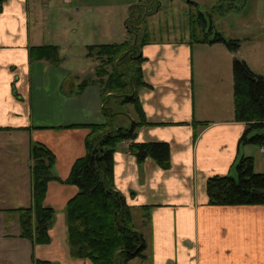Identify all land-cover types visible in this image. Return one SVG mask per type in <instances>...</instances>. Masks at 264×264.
Instances as JSON below:
<instances>
[{"label":"crops","instance_id":"0c3cea01","mask_svg":"<svg viewBox=\"0 0 264 264\" xmlns=\"http://www.w3.org/2000/svg\"><path fill=\"white\" fill-rule=\"evenodd\" d=\"M203 1L196 0L205 19L198 37L148 39L141 49L147 86L138 89V97L147 124L136 130L134 141L168 142L170 167L163 169L152 158L138 163L129 149L131 140L114 152L115 187L125 196L134 226L139 225L136 229L147 243L148 259H138V264H264V205H211L206 191L213 175L236 177V164L244 156H252L254 170L258 166L264 173V158L260 162L251 149L259 145L240 143L246 123L234 119L232 72L237 56L264 76V52L251 60L241 47L234 53L222 42L198 41L214 36ZM232 1L211 9L224 11L225 3ZM150 2L146 10L153 11ZM70 3L74 5L68 7ZM98 3L103 0H5L0 11V264H90L72 259L67 241L65 208L78 192L76 185L58 180L47 185L45 204L55 210L47 244L20 237L16 210L32 204L33 143L52 151L53 174L66 180L74 162L86 153L90 130L77 125L112 119L123 126L103 112L97 84L78 91L84 79L93 77L95 64L73 69L64 60L74 47L88 57L87 46L106 43L104 36H127L125 22L114 26L93 12L86 15V7ZM45 6L55 7L70 27L44 26L39 15ZM257 30L249 28L242 44L260 51L264 32ZM50 44L60 48L59 64L31 60L32 46ZM135 120L137 114L131 122Z\"/></svg>","mask_w":264,"mask_h":264},{"label":"trees","instance_id":"16d2710c","mask_svg":"<svg viewBox=\"0 0 264 264\" xmlns=\"http://www.w3.org/2000/svg\"><path fill=\"white\" fill-rule=\"evenodd\" d=\"M5 0H0V11ZM139 6V5H138ZM137 22L125 21L128 37L120 43L87 46V56L99 63L94 76L84 79L78 91L90 83L101 89L103 112L110 118L117 114L107 105L110 98L121 97V105H133L138 120L129 127L117 126L111 120L103 124L77 125L89 128L85 139L86 153L78 158L66 180L53 174L55 156L42 143L31 147L32 204L20 207V237L35 244L50 241L49 229L54 222L55 210L45 204L47 185L58 180L74 184L78 192L67 202L65 208L67 241L72 259H87L90 264H131L134 259H148L147 243L143 234L133 223V213L125 196L114 184V152L117 146L131 140L130 151L138 163L152 158L161 168L171 165L170 145L163 141L136 142V130L147 124L142 110L138 89L147 86L143 79L142 63L145 60L141 49L148 42L147 33L142 36V14L134 11ZM152 12V11H150ZM200 20L191 22L192 37L200 35L205 25L202 13ZM134 18V19H135ZM201 28L199 29V26ZM145 32V31H144ZM213 39L201 38V42H222L236 53L241 40L228 38L211 25ZM31 60H45L59 64L60 48L57 45H38L30 48ZM234 119L246 123L240 143L264 144V76L253 71L248 63L237 56L233 58ZM73 126V125H72ZM197 136V132L194 134ZM238 177L213 175L206 181V191L211 205H264V173L254 170V158L244 156L236 164ZM35 264H53L37 260Z\"/></svg>","mask_w":264,"mask_h":264},{"label":"rangeland","instance_id":"374dc122","mask_svg":"<svg viewBox=\"0 0 264 264\" xmlns=\"http://www.w3.org/2000/svg\"><path fill=\"white\" fill-rule=\"evenodd\" d=\"M148 1L149 0H103V3H98L97 6H87L86 15H90V13L93 12L97 19H102L103 23L112 20V24L114 26H121L122 22H125L128 18L129 24L133 25L137 22V19L130 16L136 14L134 11L137 5L136 10L139 11V14H142V22L140 23L142 27L140 28V32L142 31V36L144 33H147V38L154 41L174 40L179 39L181 36H189L191 22L196 19L200 20V10L196 0H151L152 2H150L151 4L149 5L150 7L154 6L155 10L152 12H149L143 6L144 4H147ZM224 1L225 0L203 1V7L208 11V16L206 17L209 22L208 29H210L211 21L213 22L215 29L221 31L222 34L241 40L240 51L243 55L249 56L251 60H253L255 55L259 52L263 56L264 48L263 50L257 51L251 44H242V38L246 36L245 32L249 28L258 29L257 33L259 34L264 32V0H234L231 3H225V7H223L225 8L224 11H213L211 9V6L214 4H219ZM68 5V7H71V5L74 4L70 3ZM229 6L233 7L232 10H226ZM40 13L41 15L39 16H41V18L39 20L43 22L44 26L55 29L70 27L66 25V20H61V17L55 7L49 9L45 6L44 11L41 10ZM43 15H46V20H43ZM99 15H101V18ZM74 23L75 21H73L71 25ZM34 25H36V23H34ZM124 26H126V24ZM204 35V33H201V36ZM119 38L120 37L118 36L113 37L107 35L104 36L102 40H104L103 42H106L104 44H114L120 43L124 38L127 39L129 37L127 34V36L123 37V39ZM81 53L82 51H79L76 47H74L66 53L68 55L64 58V60L67 61L68 66L73 69L78 67L83 68L86 64H88V68H90L91 65L95 64L96 66V64L99 63L94 58L91 59L85 57L81 55ZM94 71L93 76L95 73ZM107 105H112L113 108L111 110L117 113L113 116H115L114 121L118 122V124L121 123L123 126L129 127L131 125V119L136 118V112L133 105H121V97L118 99L114 95L113 98H110V102ZM251 147L253 150V156L255 155L256 158L262 162L264 153L261 152V148L259 146ZM260 168L261 167L257 166L255 171L258 172ZM235 174H237L236 167ZM237 177L238 175H236V178ZM136 228L139 229V225H137ZM132 264H138V259L133 260Z\"/></svg>","mask_w":264,"mask_h":264},{"label":"built area","instance_id":"2783aa9c","mask_svg":"<svg viewBox=\"0 0 264 264\" xmlns=\"http://www.w3.org/2000/svg\"><path fill=\"white\" fill-rule=\"evenodd\" d=\"M261 150L264 152V144L261 146Z\"/></svg>","mask_w":264,"mask_h":264},{"label":"flooded vegetation","instance_id":"af4514ba","mask_svg":"<svg viewBox=\"0 0 264 264\" xmlns=\"http://www.w3.org/2000/svg\"><path fill=\"white\" fill-rule=\"evenodd\" d=\"M143 6L146 8V6H148V4H144ZM149 11H150V10H149Z\"/></svg>","mask_w":264,"mask_h":264}]
</instances>
